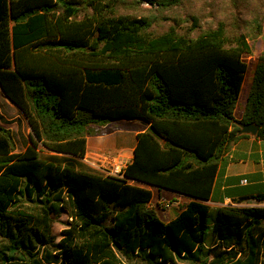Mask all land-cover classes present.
Here are the masks:
<instances>
[{
  "label": "trees",
  "instance_id": "1",
  "mask_svg": "<svg viewBox=\"0 0 264 264\" xmlns=\"http://www.w3.org/2000/svg\"><path fill=\"white\" fill-rule=\"evenodd\" d=\"M262 44L264 0H0V84L30 127L16 152L0 124V264H264V194L206 203L239 124L264 140V50L234 114ZM122 120L147 126L123 176L57 160ZM145 185L192 199L165 222Z\"/></svg>",
  "mask_w": 264,
  "mask_h": 264
},
{
  "label": "crops",
  "instance_id": "2",
  "mask_svg": "<svg viewBox=\"0 0 264 264\" xmlns=\"http://www.w3.org/2000/svg\"><path fill=\"white\" fill-rule=\"evenodd\" d=\"M135 121L125 127L119 126L107 134L88 136L85 158L75 159L81 165L77 168L87 169L86 167L90 166L102 169L117 163L127 166L134 157L137 134L147 129L146 125ZM137 121L142 127L137 126ZM245 180L247 182H244ZM145 186L150 187L152 191L155 187ZM158 189L168 191L169 196L159 194L157 206H154L153 197L152 206L161 209V205H158L161 200L171 202L169 208L163 209L167 212L165 216L170 220L192 199L167 189ZM262 193L264 194V140L250 135L236 142L220 161L213 192L206 203L216 208L225 205L259 204L254 197ZM260 205H264V201ZM175 209L177 214H174Z\"/></svg>",
  "mask_w": 264,
  "mask_h": 264
},
{
  "label": "rangeland",
  "instance_id": "3",
  "mask_svg": "<svg viewBox=\"0 0 264 264\" xmlns=\"http://www.w3.org/2000/svg\"><path fill=\"white\" fill-rule=\"evenodd\" d=\"M264 50L263 44L260 46L259 50L254 54V55H249L245 57V60L248 64V70L246 72V76L244 79V83L242 86V90L238 99L237 106L235 108L234 114L237 118H241L243 115V110L247 101V97L250 91V88L252 86V80L254 76V70L256 68V64L258 62L259 56L261 52ZM136 122V121H129V120H122L119 121L120 127H125L128 126L129 124ZM0 123L5 125L6 127H9L13 130V136H14V141H15V151L16 152H22L25 150L29 143V133H30V128L25 120V118L22 116L20 111L18 110L17 107H15L3 94L1 88H0ZM138 123V121H137ZM138 127H142L141 124L138 123ZM40 155L42 158L47 159V160H55L56 158H53V154L48 150H44L42 148ZM61 163H67L70 162L74 166L81 167L80 163L77 160L74 159H65L62 157H59L57 159ZM88 171L96 172V173H102L103 172L96 167H86ZM153 192H154V206L156 205V201L158 200L159 194H164V196H169L168 191H160L158 188L153 187ZM158 205H161V207H168V205L171 204V202H168L167 200H161ZM158 211L159 216L161 219L165 222H168L170 219H168L165 214L167 213L165 210L158 209L155 207ZM217 211V208L214 206H211V213L214 214ZM174 214H177V210H174ZM55 221H54V234L58 239H60L62 235L63 229H65L68 226V220L69 217L65 211L60 212L59 214L54 215ZM210 224H212V219L210 218Z\"/></svg>",
  "mask_w": 264,
  "mask_h": 264
},
{
  "label": "built area",
  "instance_id": "4",
  "mask_svg": "<svg viewBox=\"0 0 264 264\" xmlns=\"http://www.w3.org/2000/svg\"><path fill=\"white\" fill-rule=\"evenodd\" d=\"M126 165L122 164V163H117V164H113L112 166L108 167V168H102L100 169L103 174L105 175H113V176H123V172L125 169ZM244 182H247V180H245Z\"/></svg>",
  "mask_w": 264,
  "mask_h": 264
},
{
  "label": "water",
  "instance_id": "5",
  "mask_svg": "<svg viewBox=\"0 0 264 264\" xmlns=\"http://www.w3.org/2000/svg\"><path fill=\"white\" fill-rule=\"evenodd\" d=\"M0 88L2 90V85L0 84ZM9 101H11L8 98ZM241 129L239 131V134H249V135H257L259 131V126L255 123H240L239 124Z\"/></svg>",
  "mask_w": 264,
  "mask_h": 264
}]
</instances>
